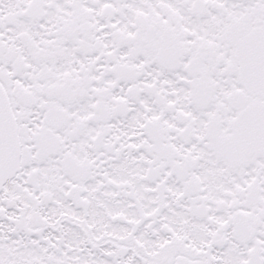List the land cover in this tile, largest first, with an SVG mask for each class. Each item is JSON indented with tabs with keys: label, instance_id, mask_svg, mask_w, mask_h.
Returning a JSON list of instances; mask_svg holds the SVG:
<instances>
[{
	"label": "snow or ice",
	"instance_id": "1",
	"mask_svg": "<svg viewBox=\"0 0 264 264\" xmlns=\"http://www.w3.org/2000/svg\"><path fill=\"white\" fill-rule=\"evenodd\" d=\"M0 264H264V0H0Z\"/></svg>",
	"mask_w": 264,
	"mask_h": 264
}]
</instances>
